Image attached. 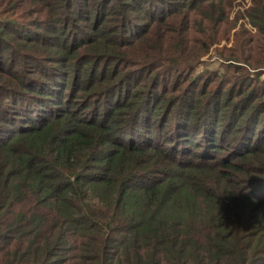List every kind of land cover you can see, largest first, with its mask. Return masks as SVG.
I'll list each match as a JSON object with an SVG mask.
<instances>
[{"label": "trees", "instance_id": "1", "mask_svg": "<svg viewBox=\"0 0 264 264\" xmlns=\"http://www.w3.org/2000/svg\"><path fill=\"white\" fill-rule=\"evenodd\" d=\"M233 3L0 0V264H264V0Z\"/></svg>", "mask_w": 264, "mask_h": 264}, {"label": "rangeland", "instance_id": "2", "mask_svg": "<svg viewBox=\"0 0 264 264\" xmlns=\"http://www.w3.org/2000/svg\"><path fill=\"white\" fill-rule=\"evenodd\" d=\"M233 4H236V6L233 7V15H235V13L236 15H239V13L245 15L246 8L251 4V0H234ZM245 30H248V32L251 31L249 32L251 34H258L255 29H252L246 16L241 17L238 20L237 25L230 28L229 34H227L220 43L214 44L209 53L201 57V61L197 63V66L195 67V73L203 74L206 77L208 76L207 78L209 80L214 77L211 75L217 71L219 74L235 73L234 66L232 65L234 59L233 54H235L234 52H236L238 48L237 46L241 43L236 39V34L239 31L245 32ZM243 37L246 38L245 36ZM262 76L264 77V73Z\"/></svg>", "mask_w": 264, "mask_h": 264}]
</instances>
